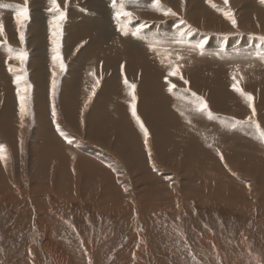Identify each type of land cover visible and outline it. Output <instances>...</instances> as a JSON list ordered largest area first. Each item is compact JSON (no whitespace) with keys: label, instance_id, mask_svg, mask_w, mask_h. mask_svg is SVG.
<instances>
[{"label":"rangeland","instance_id":"obj_1","mask_svg":"<svg viewBox=\"0 0 264 264\" xmlns=\"http://www.w3.org/2000/svg\"><path fill=\"white\" fill-rule=\"evenodd\" d=\"M98 1L62 19L41 2L23 40L0 34V264H56L47 239L64 264H264V0H127L130 20Z\"/></svg>","mask_w":264,"mask_h":264},{"label":"bare ground","instance_id":"obj_2","mask_svg":"<svg viewBox=\"0 0 264 264\" xmlns=\"http://www.w3.org/2000/svg\"><path fill=\"white\" fill-rule=\"evenodd\" d=\"M45 1H47V0H0V20H2V21H4L5 22V24H4V26H3V28H4V30H6V31H8V32H12V33H14V32H16V30H15V28L13 27L14 26V19L15 18H17V12H18V10H19V8L21 7V6H26L27 7V9H28V12H27V17L31 14V15H37V14H45V15H48V13H49V11H47L46 9L47 8H45L42 4H41V2L42 3H44ZM57 1H59V2H62L63 0H57ZM70 1V3H67L68 5H66L65 3L62 5V7H59V11H57L56 10V8L54 7V11H56V12H54L53 13V15H57V13H60V12H63L64 14H67L69 17H76V18H83V15H82V13H83V11H84V9H81L80 10V8H79V3L80 2H83V6H84V8H85V13H88L89 14V12L90 13H92L93 15H100V14H102V13H99L98 12V9H97V6H100L101 5V3L98 1V0H69ZM127 1V0H126ZM29 3V5H31L32 7L31 8H29L28 7V4ZM100 3V4H99ZM140 4H139V6L138 5H136V7H138L139 8V10H141L140 8H142L143 7V5L145 6V5H149V4H151L152 3V0H142V1H140L139 2ZM17 4H21V5H17ZM135 4H137V3H135ZM176 4V3H175ZM4 5H8L7 7H5ZM49 5L51 6V7H53V4H52V2H49ZM97 5V6H96ZM177 5V4H176ZM49 6V7H50ZM112 7H114V6H112ZM42 8H44V9H42ZM50 9V8H49ZM101 9V8H100ZM135 9V8H134ZM185 10V6L183 5L182 6V9H181V11H180V13H182V11H184ZM106 10H109V9H106ZM174 10H176V8L174 9ZM101 11V10H100ZM136 11V10H135ZM7 15V16H2L4 13ZM82 12V13H81ZM147 12V11H146ZM3 13V14H2ZM104 14V13H103ZM113 14V13H112ZM12 15V16H11ZM22 15V17H23V14H21ZM133 15H139V16H142V17H144V15H146L145 13H143L142 11H137V12H135ZM147 15H152V14H147ZM25 17V16H24ZM25 20H26V18H25ZM76 22H80V21H76ZM207 23V22H206ZM25 23H24V21H22V24L20 25L21 27L18 29V32H16V37H17V42H18V40H19V38H20V35H21V33L24 31V28H25ZM42 24L41 23H30L29 24V27H30V30H32V31H34V29L37 31V30H39V31H41V29L42 28H44V26L42 27L41 26ZM135 25L137 26V25H139V24H136L135 23ZM37 26H40V28H38ZM141 26V25H140ZM74 28H78L79 27V25H77V26H73ZM164 26L163 25H154L153 27H150L149 28V32L151 33V34H163L164 33V31H163V28ZM43 30V29H42ZM185 32L186 33H188L189 31L186 29L185 30ZM187 36V34H185L184 35V37L185 38H187V39H190V38H188V36ZM200 36L198 35V37L197 38H199ZM123 38V37H122ZM121 38V39H122ZM9 38L7 37V35H6V32L0 37V43L1 42H4V41H6V40H8ZM130 38L129 37H124L122 40H129ZM16 42V41H15ZM16 42V43H17ZM105 43V42H104ZM17 44H20V43H17ZM244 45H247V43H245ZM0 62H2L1 60H0ZM4 62H6V61H4ZM69 62H71V61H69ZM6 68V73H7V67H5ZM6 74H4V76H5ZM169 84V83H168ZM167 85V84H166ZM173 85H175V87H177V85L173 82V83H171V85L170 86H173ZM167 86H169V85H167ZM183 90H186V91H191V88L190 87H187V88H185V89H183ZM174 99V98H173ZM102 101V100H101ZM174 103H176V102H174ZM100 106L101 105H99L98 106V108L95 110L96 112H99V110L98 109H100ZM88 108V107H87ZM136 110V109H135ZM135 113L137 114L138 113V110L137 111H135ZM141 113L139 112L138 113V115H140ZM25 115V114H24ZM24 117V116H23ZM174 129V130H173ZM189 129V128H188ZM185 130H186V132L188 131L187 130V128H184V129H176V128H172V130H169V132H171V133H173V134H175V135H177L176 136V138H179V137H181V136H183V134L185 133ZM195 132V131H194ZM185 134H187V135H189V134H192L190 131L188 132V133H185ZM63 137V136H62ZM69 137H71V136H68V137H66V138H68L69 139V141H72V140H70V138ZM196 136H193V135H190L188 138L189 139H191V142L193 143V144H195L196 145V147L197 148H201V146H202V143L201 142H199L200 141V139H199V141H198V138H195ZM55 138V137H54ZM64 138V137H63ZM50 140V139H49ZM76 141V140H75ZM74 141V142H75ZM23 144V143H22ZM76 144V143H75ZM150 144V143H149ZM182 144H184L185 145V142H182ZM188 144V143H187ZM12 145V144H11ZM189 145V144H188ZM110 147V146H109ZM57 148V147H56ZM79 148V147H78ZM163 149V148H162ZM64 150V149H63ZM10 151V150H9ZM153 152V151H152ZM169 152V151H168ZM172 153H174V152H172ZM98 154V153H97ZM62 155V154H61ZM153 155V154H152ZM168 155H170V154H168ZM202 156V155H201ZM7 157V156H6ZM48 158V157H47ZM21 159V158H20ZM63 159H65V158H63ZM171 159V158H170ZM34 160V159H33ZM82 160V159H81ZM62 161V160H61ZM169 162V161H168ZM167 162V163H168ZM51 164V163H50ZM54 164V163H53ZM52 164V165H53ZM59 164H62V163H59ZM175 164V163H174ZM177 164V163H176ZM76 165V164H75ZM70 166V165H69ZM78 166V165H77ZM177 167V166H176ZM61 168V167H60ZM62 168H63V166H62ZM236 169V168H235ZM11 170V169H10ZM62 170V169H61ZM60 170V171H61ZM74 170H75V168H74ZM82 170V169H81ZM73 171V170H72ZM118 171V170H117ZM210 171L211 170H209V173H210ZM62 172V171H61ZM82 172V171H81ZM80 172V173H81ZM189 172V171H188ZM233 172H235V171H233ZM71 173V172H70ZM118 173H120V172H118ZM235 173H237V171L235 172ZM58 174H59V172H58ZM73 174H75V173H73ZM208 174V173H207ZM206 174V175H207ZM241 174V173H240ZM5 175V174H4ZM55 175V174H54ZM61 175V174H60ZM79 175V174H78ZM82 175V174H81ZM81 175H79V176H81ZM86 175V174H85ZM212 175V174H211ZM53 176V175H52ZM56 176V175H55ZM219 176V175H218ZM62 177V176H61ZM121 177V176H120ZM216 175H212V178L213 179H210V181H213L212 183H210V185L211 186H213V184L215 185V183H217V181L216 180H214V179H216ZM58 178V177H57ZM105 178H107V177H105ZM60 179V178H59ZM58 179V180H59ZM100 180V179H99ZM103 180V179H102ZM107 180H109L108 178H107ZM221 180V179H220ZM110 181V180H109ZM3 182V181H2ZM8 182H9V180H8ZM7 182V183H8ZM98 182H100V181H98ZM129 182V181H128ZM158 182V181H157ZM164 182V181H163ZM4 183V182H3ZM102 183V182H101ZM109 183V182H108ZM168 183V182H167ZM220 183V184H219ZM219 183H217L220 187H223L224 188V190L222 191V195L224 196V197H228V196H231V192L234 190L233 189V187L235 186L234 185V179H232V182L231 183H226V182H219ZM239 183V182H238ZM244 183V182H243ZM255 183V182H254ZM5 184V183H4ZM106 184V183H105ZM166 184V183H165ZM169 184V183H168ZM168 184H166V186L168 185ZM216 184V185H217ZM248 184V183H247ZM3 185V184H2ZM93 185V184H92ZM97 185V184H96ZM107 185V184H106ZM206 185V184H205ZM217 185V186H218ZM249 185V184H248ZM5 186H7V185H5ZM79 186V185H78ZM77 186V187H78ZM101 186V185H100ZM175 186V184H173V187L170 185V187L171 188H173L172 189V191H177V192H180V188L181 187H178L177 185H176V187H174ZM182 186H185V184H182ZM207 186V185H206ZM63 187V186H62ZM168 187V186H167ZM169 187V188H170ZM101 188H103V187H101ZM106 188V187H105ZM111 188V187H110ZM109 188V189H110ZM250 188V187H249ZM112 190L114 189V192H116L115 191V188H111ZM107 190V189H106ZM192 190H194L193 188H192ZM212 190H214V189H212ZM92 191L95 193V194H100V190H98L97 189V187L95 186V188H92ZM215 191V190H214ZM221 191V190H220ZM219 191V192H220ZM106 192H108V191H106ZM156 192V191H155ZM157 192H158V190H157ZM202 192V191H201ZM200 192V193H201ZM205 193V192H204ZM232 193H234V191L232 192ZM242 193V192H241ZM1 194V193H0ZM62 194V193H61ZM104 194H105V192H104ZM108 194V193H107ZM106 194V195H107ZM112 194V193H111ZM115 194V193H114ZM176 194V193H175ZM244 194V193H243ZM248 194H250V193H248ZM35 195V194H34ZM181 195V194H180ZM109 196H110V191H109ZM116 196V195H115ZM242 197V196H241ZM113 198V197H112ZM201 198V197H200ZM203 198V197H202ZM210 198V197H209ZM245 198H246V196H245ZM119 200H120V198H118ZM170 199V198H169ZM113 200V199H112ZM116 200H117V198H116ZM115 200V201H116ZM151 200H152V198H151ZM43 199L41 198V200H39L38 202L37 201H34L33 203H34V205H37L39 208L41 207L42 209H44L45 208V203L43 204ZM114 201V200H113ZM118 201V200H117ZM127 201H130L129 199H125L124 198V200H121V203L122 204H126V202ZM170 202H171V199L169 200ZM209 201V200H208ZM212 201V200H211ZM173 202V201H172ZM205 202V201H204ZM230 202H232V201H230ZM245 202L247 203L248 201H246L245 200ZM235 203V202H234ZM252 203V202H251ZM177 204V203H176ZM230 204V203H229ZM113 205V204H112ZM150 205V204H149ZM28 206V205H27ZM117 206V205H116ZM116 206H113L114 208L116 207ZM124 206V205H123ZM236 206V205H235ZM238 207V206H237ZM122 208V206L120 207V206H117V209H121ZM245 210V209H244ZM248 210H251V208H249ZM34 215V214H33ZM34 217V216H33ZM48 216H47V214L44 216V218H43V216L41 217L43 220H46L47 221V218ZM48 224V223H47ZM264 225V224H263ZM47 242H45V246L47 247V249H49V251H50V253L52 254V259L54 260V262L56 263V264H62L63 263V261L61 260V258H60V256H59V254L58 253H60V254H62L63 253V250H64V248H60V250H58L57 252L58 253H56V248L58 249V247H56L55 246V244L53 243V242H51V240L49 239H47L46 240ZM248 245V244H247ZM62 249V250H61ZM87 249V248H86ZM84 250V249H83ZM31 251V250H30ZM65 251V250H64ZM67 251V250H66ZM79 251V250H78ZM88 253V252H87ZM29 256V255H28ZM66 256V255H65ZM253 256V255H252ZM244 258V257H243ZM86 259V258H85ZM90 261V260H89ZM88 261V262H89ZM136 261V260H135ZM93 263V262H92ZM35 264V263H34ZM64 264V263H63ZM138 264V263H137ZM239 264V263H238Z\"/></svg>","mask_w":264,"mask_h":264},{"label":"snow or ice","instance_id":"obj_3","mask_svg":"<svg viewBox=\"0 0 264 264\" xmlns=\"http://www.w3.org/2000/svg\"><path fill=\"white\" fill-rule=\"evenodd\" d=\"M51 2L55 6L56 10L59 11V5L57 4V0H51ZM125 2H126V0H112L113 6L119 5V10L116 12V16L118 18H120V17H127L130 20L131 18H133V13L126 10ZM227 3H228V0H225V4H227ZM155 4H156V6H157L158 9L163 7L160 4V0H155ZM4 6L7 7L8 5H4ZM215 6L216 5L213 4V7H215ZM27 12H28L27 7L26 6H21L19 8L18 12H17L18 18H19V16L21 14H23L25 16V18H27ZM169 13L172 14V15H175V13H172L171 12V9H167L166 12H165V14L167 15ZM225 15H227L228 18L232 20V23L233 24L236 23L235 19L232 17V14L230 12H225ZM63 16H64V13L63 12H60V18L61 19L63 18ZM181 23H184V22L181 21ZM143 26L144 25H141L140 27H143ZM139 31H140V29L138 28L136 30V32H134L133 34L134 35H138L139 34ZM2 33H3V25L0 24V34H2ZM125 34H127V33H125ZM23 38H24L23 37V33H21V40H23ZM58 47L59 46L57 44V48L55 49V51H57V52H58ZM150 47H153L155 49V45H150ZM10 51H11V49H10ZM25 56H26V53H19L16 58L23 60ZM53 58L54 59H57L58 57L57 56H54ZM61 66L63 67V65H61ZM11 70L12 69L10 68V71ZM170 74L173 75V76L178 75L179 74V66L178 65L174 66V69H173V71ZM19 79L20 78L17 77V83H19ZM234 79H235V77H234ZM125 82L127 83V81H125ZM130 87L134 89L135 88V85H131ZM172 87H175V85H173ZM233 87L238 92H240L241 95H244L246 97L247 101H249V102L252 101L253 97L251 96V94L244 93L243 89L239 87V81H237L235 84H233ZM193 95H195V94H193ZM21 101H22V112H23L24 111V107H23L24 97L23 96L21 97ZM199 107H200L201 110H204V109L207 108V104H206V102H203L202 101V98H201V103H200ZM133 112L135 114L134 107H133ZM253 112H255V109L254 108H253ZM249 119H251V118H249ZM232 126L235 127V124H233ZM141 127H143L142 124H141ZM257 127H259V126L257 125ZM145 133L147 134V130L146 129H145ZM260 135H261V138L264 139V132H261ZM2 151H3V149L0 148V152H2Z\"/></svg>","mask_w":264,"mask_h":264}]
</instances>
